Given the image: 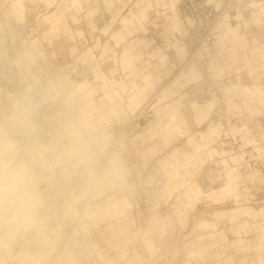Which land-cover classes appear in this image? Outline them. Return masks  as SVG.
Listing matches in <instances>:
<instances>
[{
    "label": "crops",
    "instance_id": "0c3cea01",
    "mask_svg": "<svg viewBox=\"0 0 264 264\" xmlns=\"http://www.w3.org/2000/svg\"><path fill=\"white\" fill-rule=\"evenodd\" d=\"M27 1L31 2L32 0L1 1V9H3L8 4L9 5L5 11L0 12V32L3 31L5 26L9 27V23H23L28 17L31 16V14H29L27 17H25ZM39 1L43 4V10L45 12L42 16L43 18L41 19L45 20L43 22L48 27H45L44 30L38 32V36L35 38V40L29 41L28 43L24 42L23 46L25 49V54L16 58V64H20L25 60H27L29 64H36L37 55L40 56L42 63H44L47 61L44 55V48L45 46H47V48L52 46V48L49 49L51 51L50 53L53 64L57 68L55 69V73L59 79L57 82H62L65 73L59 68V65L62 63L59 62V56H73L74 54L72 53H74L75 48L76 53L78 50L80 52V49H78L76 45L72 44L71 39H73L74 36H85V31L81 29V18L84 17L87 19L86 27L91 29V32L97 33L95 36H89L92 43L86 50L90 61L94 60L96 57V63H93L92 65L89 63V66L84 67V70H82V68H80L76 62V65L72 64V67H77L78 77L83 79L78 82L77 86L73 90H69L66 86H64L58 91L59 95L61 96H65L67 93H70V97L68 98L73 104L69 107L76 109L75 112H73V120L78 119L80 121L79 126H81V128L84 130V133H82L74 128L70 133L71 135L80 137L77 140V144H79V141L82 138L85 139L81 145L82 150L80 153H78V155H91L92 149L96 142L91 143L88 141V135L95 134L98 135L99 140L103 139L106 134V127H109L113 124L122 123L127 117H129V113H131L132 109L130 110L129 104L127 103L129 96V83L127 82L128 72L134 70L136 74H139V76L143 78L142 81L145 83V85L139 86L138 82H135L137 85L135 88L140 89L136 96L131 97L134 98L133 103L131 104L132 106L134 105L132 107L133 109H138L143 105V103L140 102V99L144 98L147 95V91L152 90L153 85H156V83L167 74L166 72L156 75L154 73L153 76L151 70L147 69V67L152 65V63H154L156 67L157 65L158 67H162V65L167 67V61L169 59L167 50H170L169 46L171 42H167L169 43L167 46L169 48L160 49L157 47V49L153 50L152 53L147 54L148 52L143 53L141 48V46L144 45V39L140 37L132 39L134 33H138L139 31L142 33L146 32L145 23L151 16L153 17V20L151 21L153 25H160L163 29L170 30L172 34L175 35L176 33L179 36V40L175 38L176 41L173 44V47L176 50L178 57H186L184 59V67H186L191 59L195 58L194 54L202 63H205V58L209 59L208 63L206 62L208 66L207 73L209 77L213 79V81H218L217 86L222 91V96H219L221 98H218L217 96L212 98V95L215 93H212L211 89H208L204 94L200 95L199 98L200 101L204 103L206 102L205 104H199L193 100H186L188 97L187 94L174 99L175 96L179 94L180 90L186 86L194 85V87L188 92L191 95L194 94L196 89L201 87L200 82L202 79V74L200 71L195 70L192 65H190L187 67L186 71L181 72L180 77L176 78L161 95V98L156 104V118L150 123L148 129L155 128L159 135L163 133L164 136H167V134L172 132L183 135L184 130H187L190 132V134H192L193 132H197V129H200L204 124L207 123V127H209L211 130V136H214L216 133V128H212L211 125L213 124L212 118L213 113L216 110L215 108L219 110L220 116H222L225 120L235 118V120L240 125L241 121L243 120H254V117L258 112L264 114V86L259 83L261 79H264V75H253L248 71L249 67L254 66L252 63L253 51L256 48H259V46L264 48V43H262L263 40L260 41L258 36V34H260L261 25L253 26L251 24L246 25L245 23H241L243 20L240 18L243 16H240V10H236V12H240L237 24L233 30H230L232 23L231 18L227 17L228 20L224 21L223 25L221 23L219 26L220 29L224 30L225 38L218 39L209 46H204L205 49L202 50L201 54L199 55V51L203 49V45H199V47H196L194 51H189L188 53L186 51L189 48V45L184 41L187 40L188 43L192 44L197 37V33L195 28L192 27L193 25L190 26L192 23L189 19H187L186 15L184 20L181 19L179 6L178 4L174 6L172 4V0H136L134 5L129 8L124 15L122 14V11L127 4L124 1L101 0L102 5L104 6L105 11L107 10V12H110V10L116 4L122 3L120 8L117 7L115 10H112L111 20L108 21L109 24L107 22L102 28H98L93 22L99 13V5H101L99 0ZM126 1L130 2L131 0ZM258 9L260 10V8ZM261 9L262 10L260 12L263 13L264 9ZM138 12H140V14H138ZM39 14L40 13L37 14V18L39 17ZM2 16L4 18L1 20ZM9 16L14 17L15 19L17 18L21 20V22L15 20L13 21ZM176 16L178 19H176ZM250 17L251 15L248 18ZM116 22L118 27L114 29ZM227 23H229V26ZM11 35H13V33H11ZM6 40L7 35L3 34L0 37L1 51L5 50L4 47ZM28 44H31V46L28 47ZM93 50L95 51L96 56H94V53H92ZM18 53V51L14 52V54ZM212 55L214 56L211 57ZM38 65L39 64H37V66ZM104 65L108 66L106 67V70H103ZM22 67L23 69H28L27 65ZM28 75V73L25 76L24 74L20 73V81H24ZM232 75H234V79L230 78ZM242 76L246 77L245 81H242ZM88 78H90V80ZM153 78H155V80L151 88V79L153 82ZM91 79H93V81H91ZM181 79L184 81L181 82ZM135 83L131 84L130 86L135 85ZM239 83H247L250 86L244 85L245 87L242 86V89H240L241 87L238 85ZM8 86L9 85L7 83L3 85L0 81V94L10 97L11 92L9 91ZM241 90H243V92ZM162 91H164V89ZM248 94H251L253 97L249 96ZM254 97L258 100V103L263 108L259 107L255 102H250L254 99ZM222 98H225V101L223 102L224 106L221 105ZM171 99L172 101L169 102ZM206 99L210 100L206 101ZM163 102L164 105L161 106ZM18 103L21 105L20 102ZM12 109V113L6 116V120L0 122V148L2 146L5 151H12L18 147L16 151L20 153L22 151L21 149L26 147V152L24 150L25 153H23L21 157L22 159L20 161H7L6 159L8 157H5L4 160H0V179H4L2 181V185L0 186V221H4L6 224L7 231L5 236L9 239H13L16 234V227L18 228L20 226L17 225V220L21 218L19 217V214H21L25 229L29 230L32 234H37L38 239L42 241L41 243L48 244L45 254H42L43 251L40 250L39 252H34L33 255V253L29 251L30 249L28 244H26L28 247L22 248V250H27L25 255H27L26 257L30 259V262L34 261L32 264H39L46 258L51 259L55 253V242L52 238L53 234L48 236L44 231V226L36 224L32 219V215L37 211L40 196L36 192V186L32 184L31 176H36L33 169V163H35L34 159L38 161L42 157L43 147L41 145L35 144L32 141H26L28 139L27 137L31 135V131L36 127L37 116L29 115L28 113L24 112L23 109ZM202 119L204 122L199 125V122ZM170 120H172V123ZM248 128V126H243L241 130L246 132ZM12 131H14V136ZM144 131L139 132L142 133ZM197 134L198 133H196V135ZM18 137L21 139L22 143L16 141V138ZM258 139L262 140L260 136H258ZM10 140H13V142ZM249 140H256L252 138H248L246 140V146H249L254 150L253 146L247 145ZM256 142L262 144L258 141ZM167 144L168 141L166 139L161 141V153L162 148L166 147ZM88 145L90 146V150L88 149ZM203 151H208V156H214L215 154L219 155V153H216V151L211 149L209 150L206 134H199L197 137L195 135H188L186 143L180 147L174 148L172 152L167 155L165 161L161 162V166L165 171V176L168 181L170 182L171 179V173L168 171L169 169L179 172L196 158L199 159V155ZM179 154H181V156H179ZM147 158L151 157L148 155H142L143 161ZM236 158L237 156L232 154L229 157L226 156L225 160H221L223 170L220 171L221 176L217 181L223 180L224 183L219 189H213L212 187L215 182L207 178L210 182V188L209 193L206 195L204 194L205 196L210 195L214 201H225L226 197H230L238 193V189L243 185L246 177L242 172L237 171L238 169L234 167L238 163ZM182 159H185V164L183 163ZM260 160L261 162H264L263 157L260 158ZM114 164V166L112 165L113 170H117L118 168L122 167L116 163ZM152 169L153 170L151 172H155L156 168L153 167ZM211 171L217 174V178L219 177L217 171ZM29 175L31 176L28 177ZM160 178L162 179V176H160ZM186 180L187 178L180 182L178 186L174 188V191L176 192L171 194L172 199H170L169 202L172 204V211L170 210L164 215L169 216V218L172 220L171 224L168 225V229L165 231V226H156L152 223L149 226L147 231L148 234L159 232L158 234H154V241L151 240L149 242L150 248L157 247L160 249L157 241H161L166 235L167 237H171V230L174 227H177L173 211H186L191 213L192 211L196 210V203H198L196 201L201 197V191L205 192V190H202L200 187L190 186L189 189L183 193V197H179L181 202H178L179 200L177 198L174 199V195L179 194L177 192L179 187L183 185H190V181ZM103 181L101 185L108 184V186L110 185V188L106 190L104 195L99 196H104V200L108 205L107 208H109L112 206V204H109L108 201L115 199L110 195L112 182L108 179L104 182ZM7 182H10L11 186H6ZM21 184L27 187V194H25L26 197L21 198V200H19V204H17V195L14 193V190H16ZM158 184L160 189L163 190L160 186V181H158ZM71 195L73 196L74 201L79 199V196L73 194V192ZM169 195L170 193L164 194V197L166 198ZM176 201L177 204H175ZM236 202L237 198L235 199V203H233V206H235L234 208H236L238 205ZM124 204L125 206H130L127 200L124 201ZM219 204L210 203L207 206L206 203H203L201 205L206 208L209 206L215 207ZM13 210L15 212H13ZM212 210H214V208H212ZM151 214H153V212L149 211L147 217ZM237 214L242 218H247V220L240 221L241 218L230 219L228 216H225L222 219L227 220V225L229 226L226 228L224 226H219V220H215L214 224H211V222L207 220H202L199 224L203 228H209L211 233L215 234L216 232H220L216 236L212 235L210 237L214 238V242L220 246L222 251H224L226 247H230V238L228 235H230L231 238H234L232 232L235 228L241 225L244 228L248 226H257L258 224H251L257 223L258 218H260L259 221H262L259 224L264 225V220L262 218L264 216V208L260 210L243 208L239 210ZM249 221H252L253 223ZM114 227L120 229L119 226L114 225L111 227V229ZM262 231L264 232V229H262ZM245 234H247L246 231ZM206 239L208 242L212 241L211 239L209 240V236H206ZM242 243L243 242H240V244H237L236 246L244 249L245 251H249L250 246H247L246 243ZM0 245H7L6 247L11 248V246L2 239H0ZM193 245V242H189L186 245L187 251H189L191 256H194L193 254L196 255L203 253V248H201L202 250L195 249V251H192L194 250ZM213 247H215L213 244L210 245L206 249L204 255H208L209 251ZM166 248H168V246L164 247L163 249ZM16 256L18 258L17 253L14 256V260ZM36 256L38 259H35ZM39 260H41V262ZM55 262L56 264H77L72 257L69 256L68 258H64L61 253L57 256Z\"/></svg>",
    "mask_w": 264,
    "mask_h": 264
},
{
    "label": "built area",
    "instance_id": "2783aa9c",
    "mask_svg": "<svg viewBox=\"0 0 264 264\" xmlns=\"http://www.w3.org/2000/svg\"><path fill=\"white\" fill-rule=\"evenodd\" d=\"M235 1L216 0L219 10L209 0H180V4L184 8L187 19L193 23L201 42L209 46L218 34L212 31L222 11L220 9L230 10L231 21H236L234 15L237 9L233 5ZM242 1L247 0H240L241 3ZM249 10L251 12V8L243 7L240 11L247 18ZM38 13L40 14L37 18ZM44 13L42 5L25 22L21 24L11 22L9 27L5 26L0 32V36L7 35L5 51L0 52L1 84L7 83L9 91L16 98L24 100L23 106L26 113L37 116L33 134L35 141L49 145L42 159L40 158L33 166L36 176L40 179L38 183L40 197L37 206L40 219L50 225L58 236L56 248L71 254L78 264H175L176 259L182 260L183 257H187L186 244L195 239V234H192L188 228L174 227L170 232L171 237L162 238V240H168V248L149 247V242L154 241L155 236L145 231L148 212L154 211L153 207H156L155 212L164 216L171 210L172 204L169 201L164 202L161 198L159 175L154 176V179L147 184L139 180L132 169L133 166L139 167V160L128 153L131 148L129 139L133 134L132 121L139 120L141 117L151 118L152 113L148 111L144 113L143 108L142 112L136 114V117L132 116L130 121L126 118L122 123L106 127L105 130L110 134L108 140H99L98 135L95 134L88 135V141L91 143L99 142L95 153L90 156L76 154L73 149L77 145L78 138L70 133L74 128L82 133L84 130L81 126L73 124L72 111L70 113L64 111V107L53 102L55 93L50 85L59 81L57 74L46 71L38 55L36 64H29L27 60L16 64V58L25 54L24 48L18 47L22 39L27 43L33 41L38 36L37 33L46 27L40 24L45 21L41 19ZM3 18L2 16L1 20ZM91 33V30L85 32L86 42L82 39L76 40L77 47L82 49L90 45ZM13 41L15 46L12 44ZM29 46L31 44H28ZM14 47L18 54L13 53ZM50 52V49L45 46L44 55L47 60L51 59ZM59 62H62L64 67L71 64V61L63 56H59ZM37 64L41 65V70L38 69ZM24 65L30 69V76L21 82L19 74L22 73L25 76V69L22 67ZM65 69L68 80H79V77L69 68ZM47 89L51 91L48 92ZM24 93L29 95L25 99H23ZM12 100L4 95L0 97V119L13 111L10 105ZM215 109L212 121L214 124H222L216 145L237 152L241 144L239 136L233 135L228 130L229 124L220 116L219 110ZM229 122L236 123V120L230 118ZM260 124L264 128V119L260 120ZM117 153L129 166V170H124L121 174H115L109 164ZM244 162L264 174V163L260 160L245 156ZM104 175H107L112 182L110 195L117 199H128L130 206L121 205L105 209L108 205L104 196L96 194V187ZM140 177L143 179L142 176ZM249 190L252 195L251 205H262L264 184L260 182L249 184ZM72 192L79 196L77 201H74ZM113 225L119 226L120 232L113 231L111 229ZM228 237L231 238L230 235ZM177 246L181 248L179 256L173 251ZM226 254L242 255L231 247H226L222 251L217 245L209 251L207 256L209 260L205 262L222 261ZM251 263L255 264L253 262L249 264Z\"/></svg>",
    "mask_w": 264,
    "mask_h": 264
},
{
    "label": "rangeland",
    "instance_id": "374dc122",
    "mask_svg": "<svg viewBox=\"0 0 264 264\" xmlns=\"http://www.w3.org/2000/svg\"><path fill=\"white\" fill-rule=\"evenodd\" d=\"M1 1L2 0H0V7L2 4ZM99 1L101 3V0H99ZM122 1L127 3L126 6L123 8V11H122V14L124 15L128 11V9L134 5L136 0H131L130 2H127L126 0H122ZM8 5L5 6L3 9L0 8V12L5 11L8 7ZM42 5L43 4L39 0H32L31 2L27 1L26 2L25 17H27V15H29V14H31V15L35 14V12L38 9H40ZM233 5L243 6L244 8H251V17L250 18L241 17L240 19L243 20V21H241V23H245L246 25L251 24L253 26H258V25L260 26L261 25L260 26L261 27L260 34H258V36H259V40L260 41L263 40L262 43H264V12L263 13L260 12L262 10L261 8L264 9V0H250V1L247 0V1H242V3L240 2V0H236ZM121 6H122V3L116 4L110 10V12H107V10L105 11V8L101 3V5H99L98 16L95 18V20H93V22L95 23V25L98 28L104 27L105 24L111 20L112 10H115L117 7L120 8ZM258 8H260V10ZM179 11L181 13V19L184 20L185 19V11H184L183 6H181V5L179 6ZM229 11H226L225 16L223 18V21H220L219 24H217L218 27L221 25V23L223 25V22L228 20L227 17H230ZM239 12H236L235 16H234V19L236 21L232 22V23L230 22L231 23L230 30H233V28L236 26L238 18H239V15L237 17H236V15ZM240 16H242V15L240 14ZM9 17L13 21L15 20V21L21 22V20H19L17 18L15 19L12 16H9ZM152 20H153V17L151 16V17H149L148 21L145 23V29H146L145 33H142L140 31L138 33H134V36L132 39H135L136 37H140V38L144 39V45H142L141 48H142V52L143 53L148 52L147 54L152 53V51L156 50L157 47L160 49H162V48L166 49V48L170 47L169 48L170 50L167 51L168 56H169V59L167 61V67L168 68L165 67V65H162V67H158V65H157V67H156L154 65V63H152V65L147 67V69L151 70V73L153 76H154V73H155V75L160 74V73L162 74L163 72H166L167 74L164 75L161 78V80L156 83V85L154 84L155 78H153V82L151 79V88H152V85L154 84L153 89L148 90L147 95L144 98L140 99V102L143 103V105L145 104V107L143 109L144 113H146L147 111L150 112V109H152V107H153V118L151 117V118L145 119L144 117H141L139 120L132 121L131 124H132L134 134H133V136H131V139L134 138L135 135L136 136L138 135V137H139L140 134L147 131L146 129L149 128L150 123L152 121H154L156 118V114H155V111L157 109L156 104L158 103L159 99L161 98V95L165 92V90L168 88V86L176 78L180 77L181 72L186 71L187 67L190 65H192V67H194L195 70H198L201 72V74H202V79L200 82L201 87L196 89L194 91V94L191 95L188 92L191 90V88L194 87V85L186 86L185 88L180 90L179 94L177 96H175L174 99H177L179 96H184L187 94L188 97L186 98V100H193L199 104H205L206 102L204 103V102L200 101L199 98H200V95L204 94L208 89H211L212 93H215L214 95H212V98L215 96H217L218 98H221L219 96H222V94H221L222 91L217 86L218 81H213V79H211L207 73V67H208L207 63H208L209 59L205 58L206 59L204 61L205 63H202L199 61V58H197V56L194 54L195 58L191 59L190 62L186 65V67H184L183 66L184 61H185L184 59L186 57L185 56L183 58L178 57V55L176 54V50L173 47V44L176 41L175 38H177V40H179L180 39L179 36L176 33H175V35L172 34L170 30L163 29L160 25H156V26L153 25L151 23ZM117 22H118V20H117ZM117 22L114 25V29H116L118 27ZM43 24H45V23L42 22V25ZM108 24H109V22H108ZM227 25L229 26V23H227ZM86 26H87V19L82 17L81 18V29L85 30V32L87 30H91ZM190 26H192V24H190ZM46 27H48V26L46 25ZM91 34H92V36H95L97 33L92 32ZM101 40L103 41L102 38H101ZM168 41L171 42L169 47H167L169 44V43H167ZM184 42L189 45V48L186 50L187 53L189 51H194V49L196 47H199L198 35L192 44L188 43L187 40H185ZM202 48L203 49H201V50L199 49L200 50L199 55L201 54V51L205 49L204 46ZM87 49H88V47H86V49L82 52L83 54L81 56L78 55L77 57L74 58V60H76L77 64H81V63L82 64H89L90 59H89L88 53L86 51ZM256 49L252 53V55H253L252 56V63L254 66L249 67L248 71L250 72V74L260 76V75H264V48L259 46V48H256ZM75 53H76V48L74 50V53H72V54H75ZM213 56L214 55H212L211 57H213ZM92 62H95V61H92ZM106 67H108V66L104 65L103 70H106ZM82 70H84V68H82ZM173 70H175V71H173ZM85 73H89V72H85ZM118 75H121V74H118ZM127 75H128V81L127 82L129 83L128 84L129 96H128L127 103L129 104L130 110L132 109L131 113H129V117H127V118H129V121H130L131 118H133L132 117L133 114L137 110V108L136 109L132 108L134 105L132 106L131 104L133 103L134 98H131V97L136 96L139 93V89H140V88H135L137 86L135 82H138L139 86L145 85V83L142 81L143 78H141L139 76V74H136V72L134 70L128 72ZM230 78L234 79V75H232ZM241 78H242V81L246 80L245 76H242ZM183 81L184 80L181 79V82H183ZM134 83H135V85L130 86L131 84H134ZM259 83L262 86H264V79H261ZM57 84L58 83H55V86ZM238 85L241 87L240 89H242V86H244V85L250 86L247 83H239ZM163 89H164V91H162ZM241 91L243 92V90H241ZM248 95L253 97L251 94H248ZM9 98H11V96ZM210 99H206V101H209ZM171 101H172V99L169 102H171ZM221 101H222L221 105H223L225 98H222ZM250 102H255L259 107H261V105L258 103V100L255 97ZM10 104L14 106L13 100H12V102H10ZM163 105H164V102L162 103L161 106H163ZM261 108H263V107H261ZM11 113L12 112H10L9 114H11ZM261 116H264V114L258 112L255 115L254 119L257 117H261ZM203 122H204V120L202 119L199 122V125L202 124ZM241 126H248L249 128L246 132H243V135L240 136L241 137V144L240 145L242 147L246 146V140L248 138H252V139H255L256 141L262 143L261 146L259 145V147L264 149V142H263L264 141V132L260 128L255 126V121L250 120V119L248 121L243 120V121H241L240 127ZM237 128H239V126ZM144 130H146V131H144ZM139 131H144V132L140 133ZM237 132H239V131H237ZM196 133H198L197 135L206 134L207 135V144H208L209 150L210 149L214 150V151H216V153H219V155L215 154L214 156H208L207 155L208 151H203L199 155V159L196 158L189 165H187L186 167L181 169L179 172H175L173 169H169L168 171L171 173V179L169 182L165 176V171L161 166V162L165 161V159L167 158V155L170 154L174 148H177V147L184 145L186 143V139H187L188 135H195L197 137ZM12 134H13V136L15 135L14 131H12ZM177 134L178 133H176V132H172L170 134H167V136H168L167 137V136H164L163 133H161L159 135V137H155L153 139L143 138L140 140V139L136 138L135 141H133V142L131 141L133 149L130 148V151L133 150L132 154H134L135 156H138L137 158L140 160L139 167L138 166L132 167V169L135 172H137V174L139 176H142L143 179L149 180L150 177L154 173V172H151L153 167L156 168L155 173L161 174L160 176H162V179L160 180V182H161L160 186L163 189V190H161V198L164 202L172 199L171 194L176 192V191H174V188L177 187L178 184L186 178H187L186 181H190V185L189 186L183 185V186L179 187V190L177 191L179 194L174 195V199L177 198L179 200V201L177 200L178 202H181V199H179V197H183V193L185 191H187L190 186H197V187H200L202 190H205V192H202L200 190L202 195L196 201V202H198V203H196V206H197L196 210L192 211L191 213L186 212V211L185 212L173 211V214L175 215V219H176L177 228H178V226L181 229L188 228L191 230L192 234H195V239L190 241V242L194 243V245H193L194 250H192V251H195V249L199 250V249L203 248V250L201 249L203 251V253L201 251L202 254H196V255L193 254L194 256H191V254H189V251H187V247H186L185 252H186L187 257H183L182 260L176 259L175 264H249L250 262H253L255 264H264V232L262 231V229H264V225L259 224L260 222H262V221H259L260 218H258L257 223L251 224V225L258 224L257 226H253V227L248 226V227L244 228L241 225V226L235 228L232 232V234L234 235V238L229 239L230 247L235 249L237 251V253H241L242 255L233 257L234 255H232V254H226L223 256L222 261L218 260L216 262H211V263L205 262V261L209 260V258L204 257L205 256L204 253L206 252V249L212 244H213V246H217L216 242H214V238H211L210 236H212V235L216 236L220 232H216L215 234L211 233L209 228H203L199 225L201 223V221L207 220V221L211 222V224H214L215 220H219L218 221V222H220L219 226L220 227L224 226L226 228L229 225H227L226 219H222L223 217L228 216V218H230V219L241 218L240 221L241 220H247V218H242L240 215H238L237 212L243 208L260 210V209L264 208V203L260 206H252L251 204L245 203V200H244L243 195L241 193L242 190L248 189V191H249V184H253V182H255L257 180V179L252 178V176L254 174V172H252V170L254 169V167L249 165L247 162L245 163L246 168H247V171L245 172V174H246L245 177H246V180H248V181L243 182V185L241 187H239L238 193L236 195L226 197L225 201L224 200L223 201H214L210 195L205 196L206 194L209 193V188H210L209 180H212L213 182H215L213 187H212L213 189H219L223 185V183H224L223 180L217 181L220 179V176H221L220 171L223 170V167L221 165V160H223V159L225 160L226 156H228V157L231 156L232 150H229V149L221 150L220 147H218L216 144H214L215 143L214 136H211V130L209 127H207V123L204 124L200 129H197V132H193L192 134H190V132L187 130H184L183 135H179V134L177 135ZM258 136H260L262 140L258 139ZM27 138L28 139L26 141H32L33 142L31 135H29ZM164 139H166L168 141V144L166 147L162 148V153H161V151H159V149L157 150V146H158V148H160L159 145L161 144V141ZM13 140H10V141L13 142ZM6 141H9V140H6ZM84 141H85V139L82 138L79 141V144H77V146L74 147L73 151L76 154L81 152V150H82L81 145ZM152 145H157V146H156V148L153 149L154 152L153 151H150L149 153L147 152L148 156L152 155V156H150L151 158H147L146 160L143 161V159H142V155H144L143 152L145 150H147ZM42 147H43L42 148L43 149L42 152H43V151H45V149L49 148V145L45 144V146H42ZM16 149H18V147ZM16 149H13L12 151H5L1 146V148H0V160H4L5 157H8L6 159L7 161L8 160H12V161L13 160H19L20 161L22 159L21 158L22 154L26 152V147H24V149H21L22 151L20 153H18L16 151ZM88 149L90 150L89 145H88ZM155 149L157 151H155ZM24 150H25V152H24ZM152 152L153 153L158 152V153L153 155ZM244 153L246 156H249V158H255V156H257L256 154H259V156H257V158L260 159L263 157V159H264V152L258 153L255 149L252 150V148L245 150ZM158 154H160V155H158ZM156 155H158V156H156ZM179 156H181V154H179ZM184 156H186V155H184ZM240 158L241 157H237L236 161L239 162ZM182 161L184 164L186 163L185 159H182ZM34 162H37V160L34 159ZM18 163H20V162H18ZM33 166H34V163H33ZM119 169H121V168H119ZM211 170L217 171L219 177L217 178V174L215 172H212ZM207 172H208V174H207ZM30 176L31 175H29L28 177H30ZM31 178H32V184L36 186V192L39 194L38 183H39L40 179L35 175L31 176ZM107 179H108L107 175H104L102 181L103 180L105 181ZM3 180L4 179H0V186L2 185ZM258 180H261L264 182V179L262 177H260ZM6 186H11V183L7 182ZM109 186H108V184H103V185L99 186L97 191H96V194L97 195H104L106 193V190L108 188H110ZM26 188H27L26 186L21 184L16 190H14V193H16V195H17L16 196L17 204H19V202H20L19 200H21V198L26 197L25 196V194H27ZM169 193H170V195L165 198L164 194H169ZM236 198H237L236 203L238 205L236 208H234L235 206H233V203H235ZM115 201H117L116 204H115ZM124 201H126V200H118L117 198H115V199L109 200L108 203L112 204L111 207H116V206L120 207L122 204H124ZM177 201L175 204H177ZM221 202H223V203H221ZM203 203H206L207 206L210 203H214V204L220 203V204L218 206H215V207L209 206V207L205 208L201 205ZM212 208H214V210H212ZM233 209H235V210H233ZM13 212H15V211L13 210ZM150 212H153V214L146 217L147 225H146L145 231L146 232L148 231V228L151 225V223L156 225V226H165V231H166L168 229V225L171 224V221H172L169 218V216H167V215L161 216L154 211H150ZM19 217H21V218H19L17 220L18 221L17 225H20V226L18 228L16 227V229H15L16 234H15L13 239H9L5 236L6 231H7L6 224L4 221H0V239L4 240L5 242H7L11 246V248H8L5 245H0V262H1V264L4 262H5L4 264H32L30 262L29 258L28 257L26 258L27 255H25V254L27 253V250H22V248H24V247L29 246V249H30L29 251L31 253H33V255H34V252H39L40 250L43 251L42 254H45V251L47 250L48 244L41 243L42 241L38 239L37 234H32L29 230L25 229L24 223L22 220L23 218H22L21 214H19ZM262 218L264 220V216ZM249 222H252V221H249ZM41 226H44V225H41ZM112 230L120 232V229L117 227H114ZM44 231H45V233H47L48 236H50V234L54 233L52 231L50 233V231L45 226H44ZM245 231L247 232V234H245ZM158 233L159 232H155L153 234H158ZM165 235H166V233H165ZM206 236H209V240L211 239L212 241L208 242L206 239ZM165 237H167V235ZM240 242L246 243L247 246H250V248H249L250 250L245 251L244 249L236 246L237 244H240ZM26 244H28V246ZM157 244L159 245L160 249H163L164 247L167 246L168 240L166 239V240L157 241ZM173 251H174L175 255H177V256L181 255V248L180 247H178V246L175 247V249H173ZM192 251H190V252H192ZM16 253L18 255V258L16 256V258H15L16 261H15L14 256ZM60 253H61V255H63L64 258L69 257V255L63 254L64 252H61V250H59L57 248L56 252L54 253V255L51 259L46 258L45 260H42V262H41V260H39L41 262L39 264H56L55 259L57 258V256ZM208 256H209V254H208ZM35 259H38L37 256L35 257ZM236 259H238V261H236Z\"/></svg>",
    "mask_w": 264,
    "mask_h": 264
},
{
    "label": "bare ground",
    "instance_id": "6f19581e",
    "mask_svg": "<svg viewBox=\"0 0 264 264\" xmlns=\"http://www.w3.org/2000/svg\"><path fill=\"white\" fill-rule=\"evenodd\" d=\"M210 2H212V3H214V5H215V7L217 8V10H219V4H218V2H216V0H209ZM250 1V0H249ZM22 2V1H21ZM253 2V1H252ZM181 2H180V0H172V4L175 6L176 4H178V6H180L181 4H180ZM22 6V5H21ZM235 6V8L237 9V10H241V8H243V6H238V5H234ZM220 10H222L221 11V13H220V16L218 17V19L215 21V23H214V30L212 31V32H218V34L216 35V37H215V39H214V41L213 42H215V41H217L218 39H223V38H225V35H224V30L223 29H220L218 26H217V24H219V22L220 21H223V18H224V16H225V13H226V9H220ZM238 12V11H237ZM136 13V12H135ZM138 14H140V12H138ZM241 14H242V12H241ZM239 15V13H237V15H236V17ZM251 15V12L249 11V14L247 15L248 17ZM178 16V15H177ZM176 16V19H178V17ZM242 16H243V18H245V16L242 14ZM235 17V18H236ZM127 21V20H126ZM41 23V25H42V22H40ZM122 23V22H121ZM192 23V22H191ZM19 24H21V23H19ZM192 25H193V23H192ZM42 26H46V24H43ZM197 32V31H196ZM197 35H198V33H197ZM83 40L84 42H86L87 41V38H86V36H84V35H82V36H74V38L73 39H71V42H72V44L73 45H76V40ZM24 42H25V40H23L22 39V42H21V45L20 46H18V47H20V48H24V46H23V44H24ZM212 42V43H213ZM15 42L13 41L12 42V44L15 46V44H14ZM211 43V44H212ZM198 44L201 46V45H203V46H207V45H204L203 44V42H201V39L199 38V36H198ZM77 46V45H76ZM89 45H87L86 47H88ZM49 47V46H48ZM86 47H83L82 49H80L79 47H78V49H80V52H79V50H78V52L76 53V54H74L73 56H70V55H64L63 57L66 59V60H70L71 61V64L69 65V66H67V67H64L63 66V64L61 63L59 66V68L65 73V76H64V79H63V81L62 82H54V83H52L51 85H50V87L52 88V90L54 91V93H55V95H54V98L55 99H53V102H55V104H60L62 107H64V111H67V112H75V110L76 109H72L71 107H69L70 105H72L73 103L70 101V99L68 98V97H70V93H67L65 96H61V95H59V93H58V91L60 90V88H62V87H64V86H66L69 90H73L76 86H77V84H78V82H80V80L81 79H83V78H81V77H79V80L78 81H74V80H68L67 79V75H68V73H67V70L65 69V68H69L70 69V71H72L77 77H78V75H77V67H72V64L73 65H76L75 64V62H76V60H74V58L75 57H77L78 55H82L83 53V51L86 49ZM49 48H52V46H50ZM5 51V50H4ZM4 51H1L0 50V52H2V53H4ZM16 51V47H14V49H13V53ZM24 51H25V49H24ZM92 53H94V56H96L95 55V51L93 50L92 51ZM92 61H96V57H95V59L94 60H92ZM92 61H90L89 63L92 65L93 63L95 64L96 62H92ZM45 63V64H44ZM43 63V66H44V68H45V70L46 71H50V72H55V69H57L55 66H54V64H53V60H52V56H51V59L50 60H47L46 62H44ZM77 65H79V67L80 68H84V67H88L89 66V64H77ZM183 66H185V65H183ZM38 69H42V67H41V65L39 64L38 66ZM78 67V68H79ZM45 71V72H46ZM29 74L28 76H30V69L28 68H26L25 69V75L26 74ZM27 76V77H28ZM27 77L25 78V80L27 79ZM89 80H90V78H88ZM55 83H58L56 86H55ZM47 91L49 92V91H51L50 89H47ZM71 92V91H70ZM1 96H3L2 94H0V97ZM11 98L13 99V102H14V106L13 105H11V107L12 108H14V109H23V111L24 112H26L25 110H24V106H23V101L24 100H21V99H19V98H16V96L13 94V93H11ZM27 96H29L28 94H26L25 95V93L23 94V99H25V98H27ZM68 98V99H67ZM66 100V101H65ZM18 102H20L21 103V105H19V103ZM51 106H53V104H51ZM49 107H50V105H49ZM145 107V104L144 105H142V106H140L137 110H136V112L133 114V116H135L136 114H140L141 112H142V109ZM22 111V110H21ZM150 112L152 113V118H153V107H152V109H150ZM73 117V116H72ZM261 119H264V116H261V117H257V118H255L254 119V121H255V126L256 127H258V128H260L262 131H264V128L261 126V124H260V120ZM6 120V115H4L3 116V118H1L0 119V122H3V121H5ZM170 122L172 123V120H170ZM226 122L229 124V128H228V130L233 134V135H238L239 136V139H240V142H241V135H243V132H245V131H242L241 129L243 128V126H241L240 127V125H235L236 123H238L237 121H236V123H231V122H229V120H226ZM73 124H76V125H80V121L78 120V119H76V120H73ZM239 124V123H238ZM11 126V125H10ZM222 126V124H220V123H218V124H214V122H213V124L211 125V127L213 128H216V133L214 134V140H215V143H216V140L219 138V133H220V127ZM239 126V128H237ZM35 129H36V127L31 131V137H32V139H33V142L35 143V144H37V145H41V146H45V143H41V142H36L35 141V139L33 138V134H34V132H35ZM237 131H239V132H237ZM134 134V133H133ZM133 134L131 135V136H133ZM131 136H130V139H129V145H130V147L133 149V147H132V142L133 141H135L136 140V138L137 139H143V138H148V139H153V138H155V137H159V133L155 130V128H151V129H149V130H147L146 132H144V133H142V134H140L139 135V137H138V135L136 136H134V138H132L131 139ZM77 137V136H76ZM248 137V136H247ZM78 139H79V137H77ZM110 138V134H109V132H107L106 131V134H105V136L103 137V139H100V140H105V139H109ZM160 140V139H159ZM16 141L17 142H19V143H22L21 142V139L18 137V138H16ZM132 141V142H131ZM97 144H99V142H96L95 143V146L93 147V149H92V153H91V155H93L94 153H95V148H96V145ZM158 145V144H157ZM157 145H152V146H150L147 150H145L144 152H143V154L144 155H148L147 154V152L149 153L150 151H153L154 152V148H156V146ZM247 145H251V146H253L254 147V149L258 152V153H260V152H264V149L263 148H261V147H259V145L261 146V144H259V143H257L256 141H253V140H249L248 141V144ZM218 146V145H217ZM159 147H160V145H159ZM218 147H220V146H218ZM221 148V150H224L225 148H222V147H220ZM251 147H245V146H241V145H239L238 146V151L237 152H233L232 151V154H235V156H237V157H241L240 159H239V162L237 163V165L236 166H234L236 169H238L237 171H240V172H242L245 176H246V174H245V172L247 171V168H246V162H244V157L246 156L245 155V153H244V151L245 150H248V149H250ZM159 149V151H161L160 149L161 148H158V146H157V150ZM156 149H155V151H157ZM252 150H253V148H252ZM45 151H46V149H45ZM45 151H43V154H44V152ZM158 151V152H159ZM132 152H133V150L132 151H128V153H129V155H134V154H132ZM152 152V153H153ZM158 152H155V153H153V155L154 154H156V153H158ZM146 153V154H145ZM244 153V154H243ZM151 154V153H150ZM149 154V155H150ZM243 154V155H242ZM255 154V153H254ZM257 155V154H256ZM43 156V155H42ZM135 156V155H134ZM150 156H152V155H150ZM257 156H259V154L257 155ZM257 156H255V158H252V159H255V160H260V159H258L257 158ZM136 158H137V156H136ZM42 159V158H41ZM139 160V159H138ZM261 161V160H260ZM114 163H116V164H118V165H121L122 167H121V169H117V170H114V173L115 174H121L124 170H129V166H127L126 165V162H125V160L123 159V158H121L119 155H118V153L115 155L114 154V159L113 160H111L110 162H109V164L111 165V169L113 168V166L115 165ZM139 163H140V160H139ZM262 163H264V162H262ZM113 165V166H112ZM113 170V169H112ZM252 172H254V174H253V176H252V178L253 179H257L255 182H260V183H262V184H264V182L263 181H261V180H258L260 177H262L263 179H264V174H261L260 173V171L258 170V169H256V168H254L253 170H252ZM136 174H137V172H136ZM157 175H159V177H160V174H157V173H153V175L151 176V178L149 179V180H146V179H141V177L137 174V177L139 178V180L141 181V182H143V183H145V184H147V183H149L151 180H153L154 179V176H157ZM260 175V176H259ZM108 177V176H107ZM102 179H103V176H102V178L100 179V181H99V183H98V185H97V187H96V191H97V189H98V187L102 184ZM108 180H110V178L108 177ZM245 182H247L248 180H244ZM255 182H253V184L255 183ZM253 184H250V185H253ZM159 185V184H158ZM160 193H161V189H160ZM242 195H243V198H244V200H245V203H248V204H251L252 202L250 201L251 200V191L249 190L248 191V189H243L242 190ZM244 193V194H243ZM118 200H127V202L130 204V201L128 200V199H125V198H123V199H118ZM115 202H117V201H115ZM131 205V204H130ZM122 206H125L124 204H122ZM155 208L156 207H153V209H154V212H155ZM105 209H108L107 207L105 208ZM32 219H33V221L36 223V224H39V225H44L49 231H52V232H54L53 231V229H52V227L50 226V225H48L46 222H44L42 219H40V217H39V215H38V213H37V211L32 215ZM84 229H85V227H84ZM53 241L55 242V252H56V243H57V241H58V236L55 234V233H53ZM7 246V245H6ZM4 248V247H3ZM61 252H64L65 254H67V255H69L70 257H72L75 261H76V259L71 255V254H69V253H67V252H65V251H61ZM208 255H205V257H207ZM27 258V257H26ZM30 260V259H29ZM108 263H109V261L108 260H106ZM34 262V261H33ZM32 261H31V263H33ZM76 263H77V261H76ZM78 264V263H77Z\"/></svg>",
    "mask_w": 264,
    "mask_h": 264
}]
</instances>
